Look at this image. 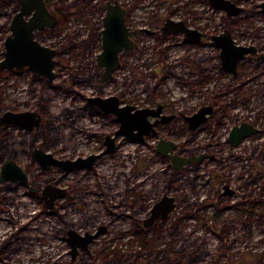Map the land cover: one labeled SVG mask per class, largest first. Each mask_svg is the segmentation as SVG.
Wrapping results in <instances>:
<instances>
[{"label":"rangeland","instance_id":"rangeland-1","mask_svg":"<svg viewBox=\"0 0 264 264\" xmlns=\"http://www.w3.org/2000/svg\"><path fill=\"white\" fill-rule=\"evenodd\" d=\"M102 1L40 33L43 42L64 49L56 55L52 82L30 68H0V115L26 109L43 115L32 130L0 124V174L12 157L37 188L0 179V264H264V13L257 5L264 0H234L246 10L231 17L210 0H123L137 28L157 29L171 16L200 25L206 34L201 44L190 45L181 33L139 29L136 46L126 51L114 78L106 80L96 62ZM13 7L0 0V59ZM224 28L238 42L259 47L240 62L237 77L223 70L220 48L211 43V33ZM72 32L80 45H65ZM97 93H118L138 105L164 102L178 115L160 125V133L175 139L184 154L210 148L209 158L177 170L157 151L156 136L139 142L120 135L117 148L92 167L43 169L31 155L35 146L59 158L104 148L103 136L119 121L113 113L89 110L86 97ZM204 103H213L215 113L207 125L191 130L181 112ZM241 120L257 122L262 131L231 146L228 132ZM211 141L216 142L209 147ZM217 141L224 152L235 150L242 159L217 158ZM247 176L250 183L241 187ZM225 180L238 187L236 194H222ZM47 183L67 189L52 208L41 197ZM164 192L175 196L176 209L145 228L142 218ZM246 193L251 200L243 204L239 200ZM102 225L105 230L89 244V252L80 248L72 259L67 231L85 235Z\"/></svg>","mask_w":264,"mask_h":264},{"label":"water","instance_id":"water-1","mask_svg":"<svg viewBox=\"0 0 264 264\" xmlns=\"http://www.w3.org/2000/svg\"><path fill=\"white\" fill-rule=\"evenodd\" d=\"M21 9L15 14L12 21V33L8 34L4 41L3 57L0 59V68H16L22 69L29 66L35 72L46 75L50 80L55 76L53 70L54 54L56 49L53 46L42 43L35 38L34 29L45 25H54L55 16L49 11L44 0H20ZM212 5L224 9L228 16H233L245 10V6L234 0H210ZM260 11L264 13V1L257 3ZM105 7L107 9L104 16L103 43L102 50L97 54V62L104 67L103 76L105 78L112 77L113 71L120 66L119 51L133 45L130 34L132 30L125 23V7L120 0H106ZM35 9L30 19H25V14L31 13ZM162 29L168 34L173 31L183 32L186 39L194 41L201 40V31L190 27L183 19H174L169 17L164 22ZM194 34V36H193ZM192 35L193 38H190ZM213 44L221 48L220 55L222 65L234 74H237L238 61L246 57L248 52H256L255 45L238 43L233 37L229 28L223 29L220 33L213 35ZM89 101L98 104L102 109L109 112H115L120 127L116 130V134H125L134 139L141 140L145 134L154 132V125L159 121H151L149 114H157L158 109L152 107H137L133 104L119 105V99L116 95L109 96H89ZM211 105L200 107L192 115H186L191 123V127H196L199 123L206 120V112L211 111ZM170 116H167V119ZM163 120V119H162ZM165 120V119H164ZM41 115L32 110L12 111L6 110L0 115V124H8L15 122L28 129H33L39 125ZM193 123V124H192ZM259 128L249 121H243L241 124L234 125L230 130V140L238 143L242 137L258 132ZM114 136L107 135L106 142L108 146L106 151L114 149ZM160 152L171 158L172 164L176 168H182L185 164L199 159L201 156H186L177 153L174 148L177 146L176 141L160 137L157 143ZM99 154L91 153L85 156H77L75 158H59L53 152L45 150L43 147H35L33 150L34 158L40 163L43 169H50L52 165H58L65 170H73L91 166L95 158ZM1 180H11L28 185L33 190L37 188L30 184L27 171L19 164L16 159L6 158L1 166ZM66 188L56 184L47 183L42 187L41 197L47 207L52 208L56 199L64 196ZM175 206L174 197L164 195L151 208V216L146 219L145 224L148 225L159 215L166 216ZM102 230L95 233L86 232L81 234L75 229L68 230L67 241L72 246L70 252L73 257L81 249L89 250L88 244Z\"/></svg>","mask_w":264,"mask_h":264},{"label":"flooded vegetation","instance_id":"flooded-vegetation-1","mask_svg":"<svg viewBox=\"0 0 264 264\" xmlns=\"http://www.w3.org/2000/svg\"><path fill=\"white\" fill-rule=\"evenodd\" d=\"M9 1H10L11 3L14 4V7H13V12H12V16H11V19H10V23H9L10 31H9L8 34L12 33V27H11L12 21H13V19H14V17H15V14L21 9V1H20V0H9ZM44 1H45V3H46V6L48 7L49 11L55 16V19H56L54 25H45V26H43V27H37V28L34 29V32H35V38L39 39V40H40L42 43H44V44H47V43H45V42H43V41L41 40V38H40V33H41V32H44V31H46V30H50V29H55L56 26H57V27H58V26H62L64 23H66V21L68 20L69 16H74V15L78 16V15H80V14H82V13L89 12V11L93 10L94 8H96V7L93 6L94 4H96V2H94V0H44ZM97 1H98V0H97ZM111 1L114 2L115 0H111ZM99 2H101V0H99ZM99 2H98V3H99ZM105 2H106V0H103V1H102V9H103V13L101 14V17L99 18L100 27H98L97 30L95 29V30H96V32H95L96 35H95V36H97V38L100 37L101 50H102V43H103V38H102V36H103V32H102V28L105 27V25H104V16L106 15V11H107V9H106V7H105ZM120 2H121V3L124 5V7H125V23H126V25L129 26V27L131 28V30H132V33L130 34V37L132 38L133 45H132L131 47L124 48V49H122L121 51H119V61H120V66H119L117 69H115V70L113 71V75H112V77H108V78H105V77L103 76L104 67H103V66H100V65L98 64V62H97V54L100 53L101 50H100L99 52H97V54H96V62H97V65L101 68V76H102V78L105 79V80H106V79H113L114 76H115L116 71H117L119 68L122 67V64H123V61H124V60H123V59H124V54L126 53V51H127L128 49H130V48H134V47L136 46V44H137L136 33L138 32L139 29H140L141 31H145V32H147V33H149V34H154V33L160 32V33H161L162 35H164V36H171V35H173V34L181 33L182 36H183V37H182V38H183V41H184L185 43H187V44H190V45L201 44V43L204 41V37H205V34H206V30H205L203 27H201L200 25H197L196 23H191L190 20L185 19V18H174V17H172V18H174V19H183V20L186 22V24H187L188 26L200 30V31H201V40H200V41H194V40H192V39H186L184 33H183V32H180V31H173V32L168 33V34L164 33V31H163V29H162V26H163L164 22L166 21V19L169 18V17H171V16L165 18V19L163 20V22L161 23V25L159 26V28H157V29H156V28H151V27H148V26H139V28H137V26L135 25V22H134V21H135V18H133L134 15L132 14L133 10H131V8L128 7V5H127L123 0H120ZM210 2H211V1H210ZM96 5H98V4H96ZM96 5H95V6H96ZM214 7H215V6H214ZM245 10H246V8H245ZM245 10H244V11H245ZM34 11H35V9H33L31 13L25 14V19H26V20L30 19L31 15L33 14ZM244 11H242L241 13H239V14H237V15L242 14ZM237 15H233V16H237ZM229 17H230V16H229ZM224 29H225V28H224ZM220 32H221V31H220ZM220 32H213V33H211V43H212V44H213V35H214V34H218V33H220ZM8 34H7V35H8ZM67 35H68V40L64 41V43H65L66 46L69 45V44H72L73 46H77V45H80V44H81L79 40H74V39H73V37H74L73 32H72L71 34L68 33ZM193 36H194V34H193ZM190 38H193L192 35H191ZM235 39H236V38H235ZM236 41H237V39H236ZM237 42H238V41H237ZM238 43H240V42H238ZM242 44H247V45L253 44V45L256 46L257 51H256V52H248V53L246 54V57L239 59V61H238V65H237V74H234L232 71H229V70H227L226 68L223 67V65H222V59H221V55H220V59H221L220 62H221V66H222L223 70L228 71V72H231V73L233 74V76H235V77L239 76V74H240V69H239L240 62H241L242 60H246L247 58H249V57H250V54H255V53H257V52L259 51V47H258V45H257L256 43H249V44H248V43H242ZM47 45L53 46V47L56 49V52H55V54H54V56H53L54 59H55L54 66H53V70H54V72H55V76H54V78H53L52 80H50L46 75H43V76H45L50 82H52V81L55 79L56 75H57V72H56V69H55V65H56V62H57L56 55H57L60 51H62V50H64V49H63V48L58 49L55 45H51V44H47ZM213 45H215V44H213ZM215 46H217V45H215ZM218 47H219V46H218ZM4 48H5V46H4ZM219 48H220V47H219ZM3 50H4V49H3ZM3 50H2V51H3ZM220 50H221V48H220ZM2 55H3V54H2ZM27 68H30V67H29V66H25V67L22 68V69H16V68H6V69L22 71V70H26ZM1 69H5V68H1ZM30 69H31V68H30ZM203 69H204V68H203ZM200 70H202V69H200ZM33 71H34V70H33ZM190 71H191V72H194V70H192V68L190 69ZM36 73H37V72H36ZM37 74H39V73H37ZM39 75H41V74H39ZM97 95H100V96H103V97H105V96H109V95H116V96L118 97V99H119V105H121V106H122V105H126V104H133V105H136L137 107H146V106H148V107H152V108H154V109H158V112H159V113H157V114H149V119H150L151 121H155V120H157V119L159 120V121L154 125V127L156 128V133L151 132V133L145 134L144 138L141 139V140L134 139V138H132V137L126 136L125 134H116V130L120 127V121L118 120L116 113H115V112L105 111V110L102 109L98 104L91 103V102L89 101V99H88L89 96H97ZM86 101H87V105L91 107L89 110H91V111H95V112L100 113V114L113 113V114L115 115V118L119 121V126L115 129L114 132H107V133L103 136V138H102V143H103L104 148H103L102 150L98 151V152H90V153H89V154H91V153H97V154H99V155L95 158L93 164H92L91 166H87V167H92V166L94 165V163L96 162V160H97L101 155H103V154H105V153H107V152L114 151V150L117 148V146H118V137H119L120 135L125 136V137H129L130 139H132V140H136V141H139V142L144 141L148 136H156L157 140H156V142H155V147H156L157 151H158L160 154H162L164 157H167V158L171 161V158H170L169 156H167V155H165L164 153H162V152L159 151L158 146H157V143H158V140H159L160 137H164V138H167V139H173V138H171V137H167V136H165L164 134L160 133V127H159V126L162 125V124L169 123V122L172 121L175 117H177L178 114H177L175 111H167V108H166L167 105H166L164 102H158V103H156L155 105H138V104H136V103H131V102H127V101L123 100V99L121 98V96H120L118 93H109V94H100V93H97V94H91V95H87V97H86ZM205 105H211V106H212V110L206 112V116H207L208 118H207L206 120L202 121L201 123H199L196 127L192 128V127H191V123H190V121H189L188 119H186L185 116H186V115H192V114H193L194 112H196L200 107L205 106ZM68 108H69V107H68ZM68 108H67V110H66L67 112H69V111H68ZM71 108L73 109V107H71ZM72 109H71V110H72ZM215 109H216V106H215L213 103H204V104L200 105V106H199L195 111H193V112L187 113V112L182 111V112H181V115L183 116L184 120L187 122V125H188V127H189L191 130H197V129H200L201 127H203L204 125H207V124L210 122L211 118L213 117V115H214V113H215ZM26 110L36 111V110H33V109H26ZM12 111H17V110H12ZM18 111H23V110H18ZM36 112H38V111H36ZM38 113L41 115V121H42V119H43V115H42L41 112H38ZM167 116H170V117L167 119ZM162 119H163V120H162ZM164 119H165V120H164ZM41 121H40V123H41ZM243 121H249V122H251L253 125H255L256 127H258V128H259V131H258V132H255V133H259V132L262 131V127L259 126V124H258L257 122L250 121V120H241L240 122L233 124L232 127H233L234 125L241 124ZM11 123L18 124V123H15V122H11ZM40 123H39V124H40ZM192 124H193V123H192ZM18 125H20V124H18ZM20 126H21V125H20ZM36 126H37V125H36ZM23 127H24V126H23ZM232 127H231V128H232ZM25 128H26V127H25ZM26 129H28V128H26ZM28 130H32V129H28ZM230 130H231V129H230ZM230 130H229L228 135H227V141L229 142V144H230L231 146L239 145V144H241V143H242L247 137H249V136L255 134V133H252V134H250V135L244 136V137L241 138V140H240L238 143H235V142H232V141L230 140ZM108 134L111 135V136H114V137H115V138H114V149H111V150L106 151V148H107V146H108V143H107L105 140H106V137H107ZM173 140L176 141L175 139H173ZM214 142H216V141H211V142L208 144L209 147H210V144H213ZM176 143H177V146L174 148V150H175L177 153L182 154V155H186V156H201L199 159H196V160H194V161H192V162H189V163L185 164L182 168H176V167H174L173 164H172V161H171L172 166H173L175 169H177V170H181V169H183V168H184L185 166H187V165H192L193 163H196V162L202 161V160H204V159H206V158H209V155L211 154V149H210V148H208V151H207V150H204V151L199 152V153H192V154H191V153H190V154L187 153V154H184V153H181V152H179V151L177 150L178 142L176 141ZM35 147H37V146H35ZM35 147H34V148H35ZM38 147H41V146H38ZM34 148H33L32 151H31V155H32L33 158H34V156H33V150H34ZM225 148H226V147L223 145V142H221V141H217V147H216V149H217V150H216V152H217V153H216V157H217V158H221V157H222L223 159H233V158L236 156V157H238L240 160L242 159L243 156H239L238 154H236V153H235V150H234V151H229L228 153L224 152L223 150H224ZM87 155H88V154H87ZM222 155H223V156H222ZM82 168H86V167H82ZM242 173H243V172H242ZM244 180H245V182L241 184V187L244 186L245 184L250 183V180H249V177H248V176H247ZM66 191H67V189H66ZM237 191H238V187L234 188V187L231 186V184H230L227 180L224 181L222 194H231V195H234V194L237 193ZM65 194H66V193H65ZM164 195H169V196H173V197H174V202H175V206H174V208L172 209V211H170V213H169L168 215H166V216L159 215V216L156 217L151 223H149L148 225H146V224H145L146 219L149 218V217L151 216V208H152V206H153L157 201H159ZM243 196H244V197L241 198V200H239V201H240L241 203H243V204H248V202L251 200L250 197H249V195H248V193L243 194ZM176 206H177V201H176L175 196L172 195V194H169L168 192H164L163 195H162L159 199H157L156 201H154V202L152 203V205H151L150 208H149L148 213L142 218L143 226H144L145 228H151V227L154 226L158 221L168 218V217L170 216V214L173 213V211L176 209ZM99 230H102L100 233L104 232V230H105V226L102 225L98 230H96V231H94V232H91V233H95V232H97V231H99ZM67 232H68V231H67ZM100 233H99V234H100ZM99 234H97V235H99ZM136 234H137L140 238H142V233H140V232H136ZM97 235H96V236H97ZM67 236H68V234H67ZM96 236L94 237V239H93L91 242H93V241L95 240ZM91 242H90V243H91ZM90 243H89V244H90ZM89 244H88V247H89ZM71 247H72V246H71ZM80 248H81V247L78 246V250H80ZM84 250H85V249H84ZM86 251L89 252V250H86ZM141 252H142V251H140V253H141ZM70 253H71V252H70ZM77 255H78V253L76 254V256H77ZM71 256H72V259H74V258L76 257V256L73 257L72 253H71ZM225 264H232V263H230V262H225Z\"/></svg>","mask_w":264,"mask_h":264}]
</instances>
